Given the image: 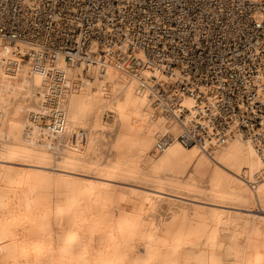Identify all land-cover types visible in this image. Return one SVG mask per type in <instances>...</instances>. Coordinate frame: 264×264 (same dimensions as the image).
I'll list each match as a JSON object with an SVG mask.
<instances>
[{"label": "bare ground", "instance_id": "6f19581e", "mask_svg": "<svg viewBox=\"0 0 264 264\" xmlns=\"http://www.w3.org/2000/svg\"><path fill=\"white\" fill-rule=\"evenodd\" d=\"M169 63L0 36V264H264V73L226 114Z\"/></svg>", "mask_w": 264, "mask_h": 264}, {"label": "built area", "instance_id": "2783aa9c", "mask_svg": "<svg viewBox=\"0 0 264 264\" xmlns=\"http://www.w3.org/2000/svg\"><path fill=\"white\" fill-rule=\"evenodd\" d=\"M0 36L27 43L34 56L126 40L157 62L175 57L169 64L189 76L182 90L214 84L226 114L255 99L253 78L264 73V0H0ZM254 107L264 116V102Z\"/></svg>", "mask_w": 264, "mask_h": 264}, {"label": "rangeland", "instance_id": "374dc122", "mask_svg": "<svg viewBox=\"0 0 264 264\" xmlns=\"http://www.w3.org/2000/svg\"><path fill=\"white\" fill-rule=\"evenodd\" d=\"M254 213H256V214H260V215H264V213H260L259 211H256V212H254Z\"/></svg>", "mask_w": 264, "mask_h": 264}]
</instances>
